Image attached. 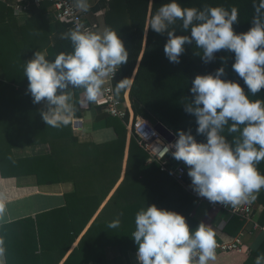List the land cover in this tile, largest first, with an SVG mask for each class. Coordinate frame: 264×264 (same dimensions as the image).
<instances>
[{
  "label": "trees",
  "instance_id": "trees-1",
  "mask_svg": "<svg viewBox=\"0 0 264 264\" xmlns=\"http://www.w3.org/2000/svg\"><path fill=\"white\" fill-rule=\"evenodd\" d=\"M30 2L29 17L25 24H20L13 7L7 1L0 0V118L9 120L18 117L25 129L30 132L32 128V138L24 140V144L47 142L51 145L52 152L49 155L18 162L32 169L39 184H54L80 177V181H74L75 190L66 195V205L38 213L34 218L38 229L36 249L43 252L40 261L45 262V251L58 248L60 255L57 263L84 232L120 180L129 118L123 120L109 115L107 125L114 128L117 137L105 143H81L73 135L72 120L67 126L59 128L47 126L43 122L41 109L33 103L31 94L27 92L29 82L24 76V62L32 59L38 50L50 60L59 52H71L70 41L61 39V34L72 27L57 21L53 30L46 19V13L55 7L53 3L44 1L37 5L34 0ZM166 2L168 0H110V9L106 14L107 27L119 33L129 52L128 62L120 66L116 80L127 79L123 90L130 87L129 97L136 116L153 123L162 122L175 133L177 130L191 129L197 141L203 142L205 137L196 135L195 117L184 111L182 103L185 97L191 98V81L197 74L213 73L225 66V79L238 81L246 92L247 87L232 70L234 53L221 50L215 53L212 62L206 64L196 54H202L200 49L195 48V45H186L180 63L169 62L164 54L166 34H158L147 28L148 18ZM178 2L186 7L209 4L230 9L235 6L238 9V22L233 25L234 30L237 33L246 32L252 26L251 0ZM37 16L41 21H38ZM179 24L177 21V35L186 34L180 30ZM71 93L76 112L80 88L72 89ZM251 98L264 99V89ZM148 158L147 152L132 135L125 178L63 264H110L106 258L108 246L120 248L121 256L116 264H131L130 251L138 249L131 238L135 230V214L144 204H155L159 208L182 214L190 229H195L201 223L192 215L196 199L168 172L163 171L158 162H148ZM171 164L174 166L175 163ZM258 170L264 174V161L258 165ZM186 179L191 185L190 177ZM255 195V203L264 206V188ZM234 217L238 219L236 215ZM114 221H119V226L110 228L109 224ZM33 229H36V225ZM262 247L252 251L244 264L264 256Z\"/></svg>",
  "mask_w": 264,
  "mask_h": 264
},
{
  "label": "clouds",
  "instance_id": "clouds-1",
  "mask_svg": "<svg viewBox=\"0 0 264 264\" xmlns=\"http://www.w3.org/2000/svg\"><path fill=\"white\" fill-rule=\"evenodd\" d=\"M251 2L252 26L246 32L233 28L238 22L235 6L186 7L168 0L147 20L148 30L166 34L164 54L170 63H180L186 45L200 49L202 54H196L206 64L221 50L234 53L231 67L247 92L238 81L224 78L225 66L197 74L191 81V98L182 103L184 111L195 117L196 135L205 140L198 142L191 129L177 130L175 141L158 150L160 159L170 153L184 162L190 187L200 197L233 208L251 203L264 188V174L258 170L264 161V99L251 98L264 89V0ZM75 6L87 12L90 0H75ZM177 21L186 34L177 35ZM61 39L70 41L71 52H59L50 60L38 50L24 62L27 92L34 104L44 102L40 115L55 128L67 126L74 115L72 89L82 88L87 102L97 101L105 78L113 79L129 58L119 33L110 27L92 30L77 23ZM127 82L124 78L116 83L115 95ZM134 223L131 238L138 245V264H209L216 259V233L206 223L190 229L182 214L155 204H144ZM118 226L119 221L109 224ZM5 253L0 240V264H6Z\"/></svg>",
  "mask_w": 264,
  "mask_h": 264
},
{
  "label": "crops",
  "instance_id": "crops-1",
  "mask_svg": "<svg viewBox=\"0 0 264 264\" xmlns=\"http://www.w3.org/2000/svg\"><path fill=\"white\" fill-rule=\"evenodd\" d=\"M3 1H7L13 7L18 22L25 24L29 17L30 0ZM109 2L110 0H90V8L85 13L89 23H93L96 30L102 31L107 27L106 14L110 9ZM18 5L28 6L27 12L17 13L16 7ZM37 18L38 21H41L39 16ZM46 19L55 30L57 23L55 7L50 8L46 13ZM117 82L118 80L115 79L113 82L114 87ZM129 91L130 87L122 90L118 96L134 112ZM73 94H75V91ZM35 105L39 109L45 107L43 101ZM108 117L103 93L97 101L87 102L84 90L80 88L79 108L76 112L74 111L71 119L73 135L81 143H105L114 140L117 134L113 127H108ZM131 137L132 135L128 131L120 180L111 190L99 211L125 178ZM28 138H32V128L30 132L25 129L20 118L14 117L9 120L0 118V207L3 208V212L0 213V240L3 241V246L6 249L5 261L6 264H63L73 249L79 245L82 235L99 211L84 232L74 240L65 256L60 257L57 263L56 260L60 255V249L58 248L45 251V262L40 261V258H43V252L39 248L36 249L38 229L37 221L34 218L38 213L66 205V195L75 190L74 181H80V177H72L64 182L54 184H39L37 176L32 174V169L28 165L23 166L18 162L32 157L47 156L52 152V147L47 142L24 144V140ZM253 202L254 215L252 220L247 222L239 216H237L238 219L233 218V215L220 209L214 210L207 204L196 203L192 215L214 230L216 240H233L239 234H242L243 238L240 251L233 250L219 253L216 255V259L210 261L209 264H244L252 251L257 250L262 245L264 246V231L254 229L255 222L264 225V206L261 203L256 204L255 201ZM34 225H36V229H33ZM261 250L264 252V247ZM136 253L137 251H130L131 264H138ZM120 256L121 251L118 246H108L106 248V258L110 264H116V260ZM258 261L259 264H264V256H258L250 264H257ZM88 264L101 263L90 262Z\"/></svg>",
  "mask_w": 264,
  "mask_h": 264
},
{
  "label": "built area",
  "instance_id": "built-area-1",
  "mask_svg": "<svg viewBox=\"0 0 264 264\" xmlns=\"http://www.w3.org/2000/svg\"><path fill=\"white\" fill-rule=\"evenodd\" d=\"M44 1H49L55 6V18L57 21L65 22L71 25L73 28L77 23H83L86 27L96 30L93 23H89L87 14L79 11L75 6V0H34V3L39 5ZM28 6L18 5L16 7L17 13H26ZM118 76L116 72L113 79L110 77L105 78L102 93L103 100L106 105V110L110 116L118 117L120 119L129 118L127 127L131 135H134L138 143L149 155L148 162H158L161 165V169L170 174L172 178L182 184L187 191L196 199L198 204H207L212 209H220L224 212H228L231 215L241 217L245 222L251 221L254 215V202L245 203L238 207H226L220 203H213L208 201L206 198L200 197L196 192L192 190L190 185L187 183V171L188 168L183 161L175 160L171 154L165 155L162 159L159 158L158 150L167 143L175 141L176 136L172 141L167 140L157 129L156 124L145 119L142 116H136L132 111L131 107H128L122 101V99L115 95L113 82ZM164 124V123H163ZM165 125V124H164ZM166 126V125H165ZM167 127V126H166ZM170 129L169 127H167ZM175 135V132L170 129ZM171 163H175L174 166ZM173 166V167H171ZM254 229H261L264 231V225H260L258 222L254 223ZM216 255L222 252H228L233 250L242 249V234H239L233 240H216Z\"/></svg>",
  "mask_w": 264,
  "mask_h": 264
},
{
  "label": "water",
  "instance_id": "water-1",
  "mask_svg": "<svg viewBox=\"0 0 264 264\" xmlns=\"http://www.w3.org/2000/svg\"><path fill=\"white\" fill-rule=\"evenodd\" d=\"M156 127L160 133L169 141H172L175 135L162 122H156Z\"/></svg>",
  "mask_w": 264,
  "mask_h": 264
},
{
  "label": "rangeland",
  "instance_id": "rangeland-1",
  "mask_svg": "<svg viewBox=\"0 0 264 264\" xmlns=\"http://www.w3.org/2000/svg\"><path fill=\"white\" fill-rule=\"evenodd\" d=\"M214 210H218V209H214Z\"/></svg>",
  "mask_w": 264,
  "mask_h": 264
}]
</instances>
